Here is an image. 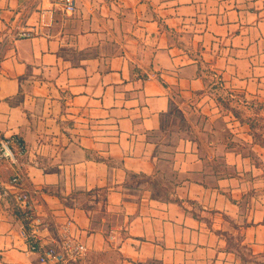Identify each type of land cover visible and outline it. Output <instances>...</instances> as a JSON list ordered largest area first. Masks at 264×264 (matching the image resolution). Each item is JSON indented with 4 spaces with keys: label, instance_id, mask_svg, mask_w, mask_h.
<instances>
[{
    "label": "crops",
    "instance_id": "1",
    "mask_svg": "<svg viewBox=\"0 0 264 264\" xmlns=\"http://www.w3.org/2000/svg\"><path fill=\"white\" fill-rule=\"evenodd\" d=\"M74 1L0 0V132L39 162L42 240L85 244L72 264H264V145L239 118L264 102V0ZM13 192L0 264H40Z\"/></svg>",
    "mask_w": 264,
    "mask_h": 264
},
{
    "label": "built area",
    "instance_id": "2",
    "mask_svg": "<svg viewBox=\"0 0 264 264\" xmlns=\"http://www.w3.org/2000/svg\"><path fill=\"white\" fill-rule=\"evenodd\" d=\"M60 1L66 13H74L76 5L74 0ZM40 29H24L17 33V38H30L41 34ZM1 60V56H0ZM26 141L19 135L6 136L0 132V168L10 172L6 182L0 180V187L9 185L14 189L13 201L24 223H31L29 228L23 227V235L28 241L31 253L38 255L40 264H72L83 259L87 246L72 238L67 230L63 233L59 243H45L41 236L40 222L34 217L35 201L29 189L24 187L27 168L38 165L37 160H30ZM68 221L67 224H69Z\"/></svg>",
    "mask_w": 264,
    "mask_h": 264
},
{
    "label": "rangeland",
    "instance_id": "3",
    "mask_svg": "<svg viewBox=\"0 0 264 264\" xmlns=\"http://www.w3.org/2000/svg\"><path fill=\"white\" fill-rule=\"evenodd\" d=\"M216 76L217 79L219 80L218 75ZM214 87H216L213 88L215 89L214 91L216 92V94L217 95L220 94V102L223 104V106L231 108L232 107L230 104L231 96H230V91H228L229 89L224 88L223 86L220 85L217 86L215 85ZM235 96H236L235 99L238 101L240 100L241 104H243L242 103L243 99L241 97L242 95L239 94ZM235 99H232L233 103L237 102L235 101ZM236 106L238 107V105ZM246 106H247L246 109L240 110L242 111L244 116L239 115V118H241L240 120L249 123L256 138V142L264 145V102L254 100L247 103ZM247 113L250 114V116H248Z\"/></svg>",
    "mask_w": 264,
    "mask_h": 264
}]
</instances>
